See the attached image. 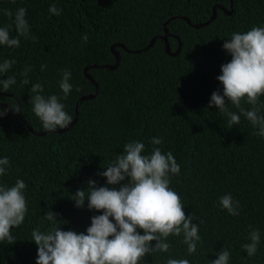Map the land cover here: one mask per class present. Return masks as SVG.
<instances>
[{
  "label": "trees",
  "instance_id": "1",
  "mask_svg": "<svg viewBox=\"0 0 264 264\" xmlns=\"http://www.w3.org/2000/svg\"><path fill=\"white\" fill-rule=\"evenodd\" d=\"M231 2V15L217 9L210 24L195 29L184 18L205 23L214 6L230 9V0H0V28L7 26L11 38L18 36L14 15L5 13L15 14L19 8L27 10L30 28L28 38L19 37V47L0 45V64L15 61L0 80L15 76L17 81L7 91L0 85V113L11 110L0 118V159L8 157L10 162L0 186L11 188L23 180L27 206L24 222L11 230L12 243L0 242V264H37L38 246L31 235L35 229L47 233L59 227L87 234L92 218L103 211L89 210L87 199L77 207L75 194L87 191L89 181L117 191L129 183L126 178L109 185L100 173L134 141L145 145L142 155H151L155 147L173 154L180 173L168 174L169 187L180 196L185 216L194 214L192 223L199 226L201 237L196 252L189 254L183 233L170 235L165 240L168 252L146 254L139 264H167L169 259L211 264L223 250L231 253L229 264H264V137L255 134L259 127L243 115L239 125L229 128L228 117L209 107L214 92L223 95L217 77L222 65L232 60L224 42L234 33L264 28V0ZM52 5L62 10L60 15L50 13ZM166 21V41L157 38L138 54L122 47L142 50L163 35ZM85 34L87 43L82 40ZM178 40L180 52L166 54V45L175 52ZM113 51L120 54L117 68L100 67L115 64ZM85 67L99 87L97 95L79 104L77 121L65 132L35 135L47 130L32 111V84L44 86L45 98L56 95L73 119L77 100L95 92ZM25 68L31 69L28 85L22 84ZM65 69L71 72L72 85L67 99L59 86ZM17 100L33 132L15 111ZM225 103L227 111L237 114L240 108H253L247 97L240 108L227 97ZM255 107L264 116V95ZM154 137L162 143L152 144ZM226 194L239 201L238 216L220 205ZM48 211L58 222L43 218ZM252 229H259L260 242L249 257L243 245L250 243ZM137 232L144 234L143 229Z\"/></svg>",
  "mask_w": 264,
  "mask_h": 264
},
{
  "label": "clouds",
  "instance_id": "2",
  "mask_svg": "<svg viewBox=\"0 0 264 264\" xmlns=\"http://www.w3.org/2000/svg\"><path fill=\"white\" fill-rule=\"evenodd\" d=\"M26 11L25 8H19L15 14L11 11L5 13L10 18L14 15L18 36L11 38L9 27H2L0 45L19 47V37H29ZM49 11L60 15L62 10L52 5ZM31 39L36 41L37 37L31 36ZM82 40L87 43L88 36L83 35ZM223 48L232 56V60L222 65V75L217 77L223 85V95L218 91L214 92L209 107H217L221 115L228 117L229 128L239 125L243 115L253 126L259 127V132L255 134L264 137V116L258 115L259 109L255 107L258 97L264 95V28L253 27L245 33H234L230 40L224 42ZM14 63V60H5L0 64V74L7 73ZM45 68L46 65L41 66L42 71ZM29 71L30 68H25L21 74L24 85L30 83ZM70 79L71 72L63 70L59 86L64 99L72 91ZM16 82V77L10 76L6 80H0V85L7 91ZM43 91L41 83L32 84V111L47 131L67 128L72 123V117L64 111L65 105L59 102L56 95L45 98ZM225 97L237 108H240L241 101L247 97V102L253 108H240V114L227 111ZM14 109L20 111L19 107ZM0 114L6 115L7 110ZM161 143L160 138L152 139L154 145ZM144 151L143 143L129 142L124 145V154L116 156L106 170L100 173L106 177L109 185H117L130 178V182L119 191L114 187H97L94 181H89L87 191L79 190L75 194L77 207H83L87 199L89 210L103 211L102 215L92 218L87 234L65 232L59 227H53L47 233L39 229L33 230L32 241L38 246L37 264H139L146 254L168 252L170 244L165 242L166 238L173 234L180 236L181 233L188 253L196 252L197 242L201 240L198 235L199 226L192 223L194 214L191 217L185 216L180 196L169 187L168 174L178 175L180 166L171 152L164 154L159 147L153 148L151 155H142ZM8 167L9 158L0 159V176L6 174ZM25 189L23 180H17L11 188L0 186V242L7 240L12 243L14 237L11 230L19 227L25 220ZM219 203L230 215H239V201L234 200L231 194L222 196ZM43 218L53 224L58 222L52 211H48ZM110 218H114L115 223ZM137 228L143 229L144 234H139ZM248 239L250 243L244 244L243 248L252 257L260 242L259 229H252ZM152 241H156L154 247L151 246ZM230 255L229 251L223 250L211 264H229ZM167 264H189V261L169 259Z\"/></svg>",
  "mask_w": 264,
  "mask_h": 264
},
{
  "label": "water",
  "instance_id": "3",
  "mask_svg": "<svg viewBox=\"0 0 264 264\" xmlns=\"http://www.w3.org/2000/svg\"><path fill=\"white\" fill-rule=\"evenodd\" d=\"M217 9L222 10L226 15H231V14H232V2H231V0H230V9H226L225 7L220 6V5H216V6H214L213 9H212V15H211V17H210L209 20H208L207 22H205V23L192 24V23L190 22L189 19L184 18V17H182V18H184V19L187 21V23H188L189 25H191L193 28H195V29H199V28H202V27H204V26L210 24V23L215 19V17H216V10H217ZM168 21H169V20H168ZM168 21H166V23H164V33H163V35H160V36H158V37L153 38V39L150 41V43L147 45V47L143 48L142 50H137V51H132V52H131V51L127 50L124 46H122V47H123L124 50L127 51V52L138 54V53H141V52H144V51L150 49V48L153 46V44H154V42L156 41L157 38L162 39L163 41H166V39H167V37H168V35H169V32H168V30H167V28H166V24H167ZM114 47H115V45L112 46V49H113ZM180 50H181V42L178 40V47H177V49H176L175 52H171L170 48H169L167 45H166L165 52H166V54H168V55H170V56H176V55L180 52ZM113 54H114L115 59H116V60H115V64H114V65H103V66H100V67H102V68H108V69H111V70L116 69L117 66H118V64H119V61H120V54H119L118 52H116V51H113ZM93 68H97V66H93ZM88 70H89V67H85L84 70H83V72H84L85 77H86L87 79H89V80L94 84V86H95V92H94L93 94L84 95V96L80 97V98L77 100V102H76V104H75V114H74V118L72 119V123H71L67 128H65V129L57 128L56 131H45V132H41V133H34L35 135H37V136H44V135H46L48 132L62 133V132H65L66 130H68L72 125L75 124V122L77 121V118H78L79 104H80L82 101H85V100H88V99H92L93 97H95V96L97 95V93H98V91H99V87H98L97 83L93 80L92 76L88 73ZM17 107L20 108V104H19L18 100H17ZM10 113H11V110L8 108L7 115H6V116H1V115H0V118L8 117V116L10 115ZM17 114H18V116L20 117V119L25 123V125L28 127V129H29L31 132H33L32 128H31L30 126H28V124L22 119V117H21V109H20L19 112H17Z\"/></svg>",
  "mask_w": 264,
  "mask_h": 264
}]
</instances>
